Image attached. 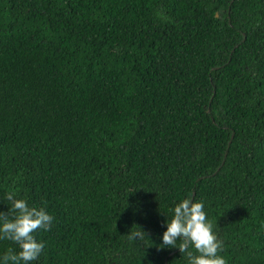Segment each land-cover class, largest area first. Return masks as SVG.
<instances>
[{
  "label": "trees",
  "instance_id": "16d2710c",
  "mask_svg": "<svg viewBox=\"0 0 264 264\" xmlns=\"http://www.w3.org/2000/svg\"><path fill=\"white\" fill-rule=\"evenodd\" d=\"M9 191L54 217L31 264H187L160 246L189 197L264 264V0H0Z\"/></svg>",
  "mask_w": 264,
  "mask_h": 264
},
{
  "label": "clouds",
  "instance_id": "9594fccd",
  "mask_svg": "<svg viewBox=\"0 0 264 264\" xmlns=\"http://www.w3.org/2000/svg\"><path fill=\"white\" fill-rule=\"evenodd\" d=\"M6 199L11 207L8 212H0V240L13 242L19 251L9 247L2 257L3 264H31L45 247L36 240L34 233L49 231L54 217L45 207H30L25 199H17L14 191H9ZM204 209L203 201L191 197L170 209L172 215L167 217V230L160 247L178 248L187 264H227L219 254L223 251V241L214 233L213 223ZM145 237L146 233L139 226H134L127 235L129 240H144Z\"/></svg>",
  "mask_w": 264,
  "mask_h": 264
}]
</instances>
